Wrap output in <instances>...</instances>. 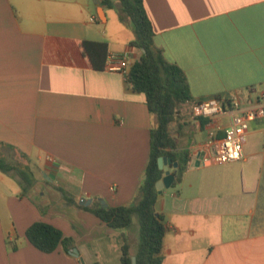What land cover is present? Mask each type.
<instances>
[{
    "label": "crops",
    "instance_id": "obj_1",
    "mask_svg": "<svg viewBox=\"0 0 264 264\" xmlns=\"http://www.w3.org/2000/svg\"><path fill=\"white\" fill-rule=\"evenodd\" d=\"M143 3L156 46L185 72L195 100L264 90V0ZM111 21L95 0H0V157L19 159L32 180L0 170V264H122L124 235L137 251L138 223L115 230L87 208L135 204L157 125L146 96L107 69L109 54L133 64L144 52L110 33ZM86 41L108 45L104 69L92 67ZM196 105L181 106L171 125L190 161L163 191L162 264H264V118L250 123L241 161L195 167L212 153L215 128ZM38 221L71 238L79 256L33 246L26 232Z\"/></svg>",
    "mask_w": 264,
    "mask_h": 264
},
{
    "label": "trees",
    "instance_id": "obj_2",
    "mask_svg": "<svg viewBox=\"0 0 264 264\" xmlns=\"http://www.w3.org/2000/svg\"><path fill=\"white\" fill-rule=\"evenodd\" d=\"M117 1L122 18L133 26L137 36L131 46L144 51L141 58L133 63L126 79L134 91L146 96L148 109L156 117L157 125L151 130L147 178L140 188L135 204L110 207L103 206L97 200L87 208L115 230L124 231L136 222L139 224L140 242L135 254L132 253L127 236H123L122 264H133L134 256L137 264H162L167 225L163 214L160 213L157 216L155 209L158 201L156 185L164 177V171L159 168L158 160L161 157H169L173 164L178 162V167L174 169L173 186L182 182L190 156L188 152L178 151L171 125L181 106L186 103H198V101L192 96L185 72L168 61L163 50L156 46L155 31L143 0ZM101 4L107 7L115 6L113 0H102ZM82 47L93 68H105L101 59H106L108 54L106 43L86 41ZM0 170L7 174L16 171L22 180L30 187L32 186L30 173L26 169L15 166L1 157ZM26 236L33 246L44 253H53L61 245L68 253H71L73 249V240L65 237L61 230L46 222L38 221L32 224Z\"/></svg>",
    "mask_w": 264,
    "mask_h": 264
},
{
    "label": "built area",
    "instance_id": "obj_3",
    "mask_svg": "<svg viewBox=\"0 0 264 264\" xmlns=\"http://www.w3.org/2000/svg\"><path fill=\"white\" fill-rule=\"evenodd\" d=\"M131 64L124 56L109 54L107 69L129 73ZM248 94H234L229 98L212 97L201 100L196 105L199 115L208 119L214 125L209 132V145L212 153L195 162V167L219 165L241 161L244 157L245 136L252 121L264 118V90ZM229 117V127L223 129L221 119ZM224 130V136L219 133ZM114 187L112 188V190Z\"/></svg>",
    "mask_w": 264,
    "mask_h": 264
},
{
    "label": "rangeland",
    "instance_id": "obj_4",
    "mask_svg": "<svg viewBox=\"0 0 264 264\" xmlns=\"http://www.w3.org/2000/svg\"><path fill=\"white\" fill-rule=\"evenodd\" d=\"M119 9H120L119 6L117 7L116 5L113 7H107V12L111 16V19H115V24L113 21H111V23L108 26L110 33H114V34L118 35L119 39L132 38V40H136L137 36H136V33H135L133 26L130 24L131 29L128 30V29L124 28L123 24L121 23L122 14H121ZM6 159L9 161V163L22 168L21 167L22 166L21 161L19 159H15V158L13 159L11 156H9V158H6ZM222 167H223V165L219 164V166H216L215 169H221ZM30 171L33 174H39L40 173V170L36 166H30ZM11 174L18 177V172H16V171H12ZM174 189H176V187H174ZM137 239H138V237H137Z\"/></svg>",
    "mask_w": 264,
    "mask_h": 264
},
{
    "label": "water",
    "instance_id": "obj_5",
    "mask_svg": "<svg viewBox=\"0 0 264 264\" xmlns=\"http://www.w3.org/2000/svg\"><path fill=\"white\" fill-rule=\"evenodd\" d=\"M97 3H101L100 0H95ZM158 164H159V168L161 170L164 171L165 175L164 177L158 181L156 188L158 190V201L155 205V209H156V215L159 216L161 209H162V198H163V191L165 188H170L175 180V175L171 173V165H173V161L171 158L169 157H161L158 160ZM175 167H178V164L175 163ZM147 178V176H146ZM92 202V199L86 200V201H82V205H90ZM102 205L106 206V204L104 203V201H102ZM72 254L74 256H79L78 250L74 249V251L72 252ZM132 262L133 264H137V259L136 257L132 258Z\"/></svg>",
    "mask_w": 264,
    "mask_h": 264
}]
</instances>
